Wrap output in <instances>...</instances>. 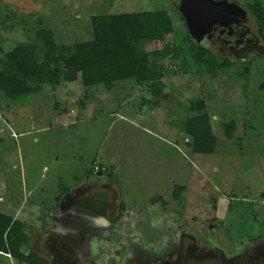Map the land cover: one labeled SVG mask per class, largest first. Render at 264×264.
<instances>
[{"label": "rangeland", "instance_id": "rangeland-1", "mask_svg": "<svg viewBox=\"0 0 264 264\" xmlns=\"http://www.w3.org/2000/svg\"><path fill=\"white\" fill-rule=\"evenodd\" d=\"M179 1L0 0V58L17 43L38 45L39 28L52 30L59 46L89 41L93 15L163 9L173 26V34L146 46L162 55L157 63L171 96L157 108L140 106L149 97L145 88L128 84L117 95L63 83L17 99L0 96V212L25 223L29 250L49 257L43 214L56 193L85 183L112 222L110 239L101 240V254L89 264H117L120 248L134 238L162 252L178 233L188 247L183 264H264V43L247 8L254 0H227L247 18L230 58L208 45L215 68L189 56ZM225 61L229 66H220ZM195 96L218 139L211 155L194 154L179 129ZM229 121L236 123L231 140L221 126ZM94 161L109 183L106 175L74 179ZM175 187H183L178 201ZM0 264L19 263L0 256Z\"/></svg>", "mask_w": 264, "mask_h": 264}, {"label": "trees", "instance_id": "trees-1", "mask_svg": "<svg viewBox=\"0 0 264 264\" xmlns=\"http://www.w3.org/2000/svg\"><path fill=\"white\" fill-rule=\"evenodd\" d=\"M247 8L264 43V5L254 0ZM179 16L183 19L180 13ZM90 26L91 40L71 46L57 45L52 30L47 28L35 31L38 45L15 44L0 58V96L17 99L40 93L44 85L54 89L63 83H78L84 88L100 85L116 95L127 84L130 89L132 86L143 87L149 97L142 96L140 106L149 108H157L171 98L165 92L164 68L157 63L162 55L146 49L148 43L163 41L166 35L173 34L172 21L165 10L93 15ZM184 39L188 54L195 63L207 68L218 66L206 45L194 41L187 31ZM169 51V47L164 49L166 54ZM220 66L228 67L229 62ZM184 110L187 115L179 129L190 139L191 151L201 155L213 154L218 139L213 133L203 98L195 96L188 100ZM221 126L225 138L231 140L236 129L235 121ZM97 167L98 172L106 175L102 165ZM182 192L183 187H175L173 198L178 201ZM28 243L24 223L0 212V254L19 264H48L34 252H23Z\"/></svg>", "mask_w": 264, "mask_h": 264}, {"label": "flooded vegetation", "instance_id": "flooded-vegetation-1", "mask_svg": "<svg viewBox=\"0 0 264 264\" xmlns=\"http://www.w3.org/2000/svg\"><path fill=\"white\" fill-rule=\"evenodd\" d=\"M242 21V19L237 18L236 23H233L230 29H224L222 27L214 28L211 31L209 37H205L201 43L207 47L208 45L214 47L219 55L230 58L232 56V52L235 50L236 41L239 39L240 35L242 34V29L244 28ZM73 208L79 212L84 211V209H82L83 207H80L79 204ZM94 209L96 210L95 206ZM107 211L102 210L99 212L97 209V212L102 216H106L105 212L107 213ZM70 216L75 220L74 224L75 222L83 221L85 222L86 226L85 228H81V226L77 223L75 225L73 224L72 226L71 223H67V228H72L74 231L69 233L70 235H64V237L61 239L63 241L65 240L64 238L69 239L68 241L71 244L65 247V250H67L68 253L65 254L62 252L59 254L60 262L74 263L76 261L81 263L86 261L88 258L90 260H95V257H99L98 253H95L94 255L90 254L89 251L92 249H97L100 251V248L97 246V239L101 238V240L104 241H108L110 239L109 228H111L112 222L108 219V222L105 225L103 224V227L98 228L92 226L87 218H85L83 215H78L81 219H78V221H76L77 215ZM117 216H119V213ZM179 236L180 234L178 233V237L170 241V248L162 252H150L149 249L145 248L135 238L133 240H129L122 246V248H120L122 251L119 254V260L117 264H183V259L185 257L184 254L188 247L185 245L184 239H181ZM152 253H161V255L154 254L155 256H152ZM173 258H176L174 263L172 261L168 262V260H172Z\"/></svg>", "mask_w": 264, "mask_h": 264}, {"label": "crops", "instance_id": "crops-1", "mask_svg": "<svg viewBox=\"0 0 264 264\" xmlns=\"http://www.w3.org/2000/svg\"><path fill=\"white\" fill-rule=\"evenodd\" d=\"M68 84V83H67ZM95 166H99V163L94 161L92 163ZM75 164H73L74 166ZM101 165V164H100ZM103 166V165H102ZM92 165L89 169H87L86 171L82 172V174H80V176H74V179L77 180L80 178H82L84 180V182H88L92 179V176L96 177V176H101L100 178L103 179V175L101 172L98 171H93L92 170ZM79 175V174H78ZM107 177V176H106ZM105 184L109 183V177L106 178L104 180ZM54 188H59V185H52V190L55 191ZM87 186L85 185V183L81 184L80 186H76L73 188V190L69 189H63V193H59L55 195L54 197V204L51 207V209H49L47 211V213H44V219L43 221L45 222V230H47L48 228V232L49 234H51L50 236V241H49V257H46L44 255H40L39 253H37L34 250H29L30 247V237L29 234L27 233L28 237H29V243L28 245L23 249V252L25 254L29 253V252H34L37 255H39V257H41L42 259L46 260L48 262V264H89V263H94V261L96 260H90L89 258L81 263L78 262H72V263H62L59 260V254L64 252L65 254L68 253L67 250H65L66 246H69L71 243H69V239L64 238L65 240H61L64 235H68V233H72L74 231V229H68V228H58V226L61 225V223L63 222H67L70 223L72 222V217L70 215H83L85 218H87V220L89 221V223L94 226V227H103V224L105 225L108 221L106 219V216H102L100 213L97 212V209H94V204H99L101 203L99 201V199L94 198V197H88L87 193ZM64 194H66L64 196ZM71 199V200H70ZM76 202V203H75ZM107 202V201H106ZM75 203V204H74ZM77 204H79L80 207H83L82 209H84V211L79 212L76 211L73 207L76 206ZM93 204V205H92ZM90 205V206H89ZM102 207H100L98 209V211H102ZM106 215V212H105ZM15 219V218H14ZM17 220V219H15ZM22 222V221H21ZM24 223V222H23ZM25 226V223H24ZM65 227L68 226L64 225ZM44 227V225H43ZM25 229V227H24ZM68 229V230H67ZM62 231V232H61ZM70 235V234H69ZM61 240V241H60ZM56 241V242H55ZM100 243H101V238L97 239V246L100 248V251H98L97 249H92L89 251L90 254H94L95 253L100 256L101 254V250L102 248L100 247ZM52 250V251H51ZM0 256H7L5 254H0ZM8 259H11L9 256H7ZM98 258V257H97ZM13 260V259H11ZM13 263H17L13 260Z\"/></svg>", "mask_w": 264, "mask_h": 264}, {"label": "water", "instance_id": "water-1", "mask_svg": "<svg viewBox=\"0 0 264 264\" xmlns=\"http://www.w3.org/2000/svg\"><path fill=\"white\" fill-rule=\"evenodd\" d=\"M178 10L188 34L197 43L209 37L214 28L230 29L237 18H247L245 10L227 0H180Z\"/></svg>", "mask_w": 264, "mask_h": 264}, {"label": "built area", "instance_id": "built-area-1", "mask_svg": "<svg viewBox=\"0 0 264 264\" xmlns=\"http://www.w3.org/2000/svg\"><path fill=\"white\" fill-rule=\"evenodd\" d=\"M94 171H100L97 166H95Z\"/></svg>", "mask_w": 264, "mask_h": 264}]
</instances>
